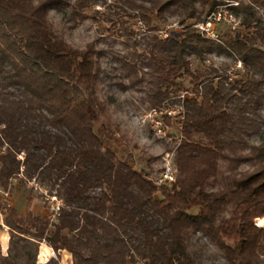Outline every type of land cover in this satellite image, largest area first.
<instances>
[{"label": "trees", "instance_id": "obj_1", "mask_svg": "<svg viewBox=\"0 0 264 264\" xmlns=\"http://www.w3.org/2000/svg\"><path fill=\"white\" fill-rule=\"evenodd\" d=\"M98 4L125 14L110 30L132 42L110 86L143 94L147 112L177 111L164 116L180 131L166 145L171 187L106 147L95 127L107 111L97 94L103 53L96 42L73 47L51 23L52 11L70 10L77 25ZM134 19L143 42L127 27ZM210 20L215 38L199 27ZM212 52L240 62L243 77L207 66ZM263 101L264 0H0V191L34 181L62 202L52 221L0 200V231L10 233L0 264H61L63 251L73 264H201L190 251L197 235L227 264H264V143H252ZM42 243L56 255L46 263Z\"/></svg>", "mask_w": 264, "mask_h": 264}, {"label": "rangeland", "instance_id": "obj_2", "mask_svg": "<svg viewBox=\"0 0 264 264\" xmlns=\"http://www.w3.org/2000/svg\"><path fill=\"white\" fill-rule=\"evenodd\" d=\"M98 5H100L99 8L93 7L86 11L87 19L77 25L74 24L70 16V10H66L64 14L52 11L50 13L51 23L56 34L75 48L84 50L89 44L97 43V49L103 53L100 59L103 72L97 94L107 107V111L100 113V119L95 122L96 131L104 140L106 147L115 151L123 161L134 162L138 171H145L152 180L162 184L164 169L169 163H174V156L170 159L167 156L170 152L167 151L166 145L174 143L176 137L173 136L175 134L179 137L180 131L175 132L174 128L177 125L172 122V126L168 127L165 124L161 126L164 134L157 135L152 127L154 126L153 123L146 116L148 113L146 105L142 104L143 94L110 86L112 82L117 81L113 75L119 74V71L117 72L115 69L118 67L115 57L127 51L125 42L130 43V45L132 42L126 38L113 36L110 30L115 21L127 20L125 14L117 8L109 9L102 7L101 4ZM179 20L177 16H171L167 20L166 26L175 36L180 33ZM127 27L138 31L137 40L143 42L145 33L137 20H131ZM205 63L207 66L214 65L217 68L227 69V71L232 66L228 71L231 79H241L244 75L239 72L241 69L240 62L234 63L232 57L223 53L212 52L207 54ZM194 67L200 69V62L194 60ZM237 74L238 76H236ZM261 114L264 122V101L261 106ZM252 143L255 145L264 143V124L260 133L253 138ZM154 158H158V160H153ZM247 168V166H243L242 170ZM15 189L16 191L11 194L0 191V200H7L9 205L16 207L23 214L32 212L36 215L48 216L51 219L55 216L56 212L53 207L57 202L47 199L53 196L49 192L45 194V188L39 190L37 184L27 183L25 185L17 184ZM209 189H216V185L212 182ZM260 220L262 219L257 220V224L263 226L264 220L263 223ZM7 232L9 234V229L3 225V229L0 231V244L4 255H7V250L3 247L4 234ZM42 244L38 261L39 263H46L56 255L52 250L44 254ZM190 251L201 264H227L221 251L201 235L193 238ZM43 254L45 257L42 256ZM61 264H73L72 256L65 251L61 252Z\"/></svg>", "mask_w": 264, "mask_h": 264}, {"label": "built area", "instance_id": "obj_3", "mask_svg": "<svg viewBox=\"0 0 264 264\" xmlns=\"http://www.w3.org/2000/svg\"><path fill=\"white\" fill-rule=\"evenodd\" d=\"M225 19L228 21V23H230V25L232 26L233 29H235L238 26V21L237 19L233 16L230 15L228 12L224 13ZM218 19H221V15H218L217 17ZM199 27L205 31L208 32V34L212 37L215 38V35L212 33V29H213V24L211 22V20L206 23V25H199ZM165 36H167V33H164ZM148 114H146L147 118L150 119V121L153 123L154 126H152L155 130V133L157 135H162V133L164 134V131L160 128L161 126H163L165 124L164 122V116H169V117H175L177 115V111L173 110V109H162L160 111L158 110H150L147 112ZM169 137V136H168ZM168 158L170 159L171 157L174 156V154L170 153L167 155ZM19 160L23 161L24 160V155H20ZM163 178H162V184H158V185H164L167 187H171L173 184L176 183V178H177V170L176 167L174 165V163H169L166 168L163 171ZM30 183H34L36 185V183L30 182ZM37 189H41L40 186H38L37 184ZM42 190V189H41ZM48 192L46 191L45 194H47ZM47 199H52L53 201L57 202L56 205L53 207L56 214L55 216L52 218V221H56L58 219L59 216V211L60 208L62 206V202L60 200H58L56 197H48Z\"/></svg>", "mask_w": 264, "mask_h": 264}, {"label": "crops", "instance_id": "obj_4", "mask_svg": "<svg viewBox=\"0 0 264 264\" xmlns=\"http://www.w3.org/2000/svg\"><path fill=\"white\" fill-rule=\"evenodd\" d=\"M17 191H19V190H17ZM262 220H264V219H262ZM4 227H5V226H4ZM9 234H10V233H9ZM9 234H8V232L4 234V244H3V247L6 248L7 252H8V249H9V243H10V235H9ZM7 236H8V237H7ZM42 245H43V247H45V248L47 249V250L45 251L44 254L50 252L49 250H52V251H53V249L50 248L49 246H47V244H42ZM53 252H54V251H53Z\"/></svg>", "mask_w": 264, "mask_h": 264}, {"label": "bare ground", "instance_id": "obj_5", "mask_svg": "<svg viewBox=\"0 0 264 264\" xmlns=\"http://www.w3.org/2000/svg\"><path fill=\"white\" fill-rule=\"evenodd\" d=\"M260 222L263 223V220H260ZM7 237H8V236H7ZM46 250H47V249H45V247H44V249H43V253H45ZM41 254H42V253H41ZM42 256L45 257L44 254H43ZM40 258H42V257H40ZM42 260H43V259H42Z\"/></svg>", "mask_w": 264, "mask_h": 264}]
</instances>
